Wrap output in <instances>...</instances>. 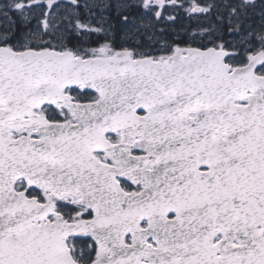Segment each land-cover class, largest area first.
I'll list each match as a JSON object with an SVG mask.
<instances>
[{
    "label": "snow or ice",
    "instance_id": "obj_1",
    "mask_svg": "<svg viewBox=\"0 0 264 264\" xmlns=\"http://www.w3.org/2000/svg\"><path fill=\"white\" fill-rule=\"evenodd\" d=\"M0 264H264V0H0Z\"/></svg>",
    "mask_w": 264,
    "mask_h": 264
}]
</instances>
